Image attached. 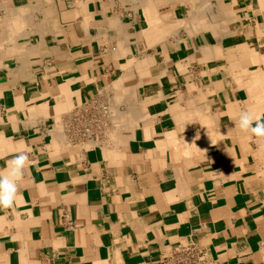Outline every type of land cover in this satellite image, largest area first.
<instances>
[{"label":"crops","instance_id":"crops-1","mask_svg":"<svg viewBox=\"0 0 264 264\" xmlns=\"http://www.w3.org/2000/svg\"><path fill=\"white\" fill-rule=\"evenodd\" d=\"M242 111L264 117V0H0V172L29 155L0 264H264Z\"/></svg>","mask_w":264,"mask_h":264},{"label":"clouds","instance_id":"clouds-1","mask_svg":"<svg viewBox=\"0 0 264 264\" xmlns=\"http://www.w3.org/2000/svg\"><path fill=\"white\" fill-rule=\"evenodd\" d=\"M234 124L249 136L264 140V117L255 115L251 111H242ZM28 162V153L21 151L8 160L6 169L0 172V209H10L16 205L19 199L18 181Z\"/></svg>","mask_w":264,"mask_h":264},{"label":"built area","instance_id":"built-area-1","mask_svg":"<svg viewBox=\"0 0 264 264\" xmlns=\"http://www.w3.org/2000/svg\"><path fill=\"white\" fill-rule=\"evenodd\" d=\"M181 256L175 260H168L164 264H208L203 255L195 249H184Z\"/></svg>","mask_w":264,"mask_h":264},{"label":"bare ground","instance_id":"bare-ground-1","mask_svg":"<svg viewBox=\"0 0 264 264\" xmlns=\"http://www.w3.org/2000/svg\"><path fill=\"white\" fill-rule=\"evenodd\" d=\"M94 1V0H93ZM229 6V5H228ZM69 9V8H68ZM172 22V21H171ZM177 56V55H176ZM59 119V118H58ZM109 134V133H108Z\"/></svg>","mask_w":264,"mask_h":264}]
</instances>
